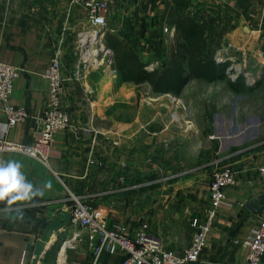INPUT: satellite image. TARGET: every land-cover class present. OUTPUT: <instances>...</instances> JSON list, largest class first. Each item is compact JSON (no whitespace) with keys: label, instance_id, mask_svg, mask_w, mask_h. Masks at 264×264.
Segmentation results:
<instances>
[{"label":"crops","instance_id":"crops-1","mask_svg":"<svg viewBox=\"0 0 264 264\" xmlns=\"http://www.w3.org/2000/svg\"><path fill=\"white\" fill-rule=\"evenodd\" d=\"M113 1L119 8L110 24L111 33L129 44L139 40L140 48H133L146 68L164 65L173 50L174 40L165 45L162 29L171 8L187 4V13L203 11L206 21L215 20L216 13L224 14L227 28L207 33L219 39L215 55L220 51L234 56L225 62L234 64L231 70L237 76L232 80L238 86L229 95L210 94L208 107L189 105L195 109L193 118L203 119L199 124L188 120L190 135L176 125L167 130L165 113L188 102L183 94L186 89L217 81L193 79L179 96L157 93L146 82L137 85L122 80L111 70L113 65L106 71H93L84 83L69 80L76 64L77 31L89 27L81 2L0 0V62L19 68L8 104L26 107L30 114L10 127L7 137L20 144L31 142L39 129L34 117L51 108L45 73L62 39V72L67 79L62 102L70 114V127L56 134L53 149L57 155L50 158L49 166L22 153L1 156V160L22 161L30 180L36 184L50 180L52 189L39 201L47 205L25 208L23 221L10 222L0 214V264H33L32 246L54 212L67 209L69 190L91 195L108 227L126 225L134 234L141 222H147L168 249L182 252L194 236L192 221L209 219L212 206L206 186L216 167L234 171L235 183L224 188L225 207L212 218L199 264H245L248 248L244 241L264 220V180L256 170L264 164V100L252 94L264 83V0ZM239 55L243 68L250 71L241 88ZM85 86L93 93H87ZM151 93L154 101L149 103L145 95ZM4 107L0 101L1 123L7 119ZM104 134L119 138L121 144L106 143ZM195 134L204 139L197 147L191 143ZM166 143L171 144L170 152ZM186 148L187 153L180 150ZM75 232L81 237L71 240ZM86 234L78 226L61 229L36 264H92ZM121 259V253L104 255L98 264H119Z\"/></svg>","mask_w":264,"mask_h":264},{"label":"built area","instance_id":"built-area-1","mask_svg":"<svg viewBox=\"0 0 264 264\" xmlns=\"http://www.w3.org/2000/svg\"><path fill=\"white\" fill-rule=\"evenodd\" d=\"M72 2H81L87 13L89 27L77 32L76 64L69 80L84 83L93 71H106L112 66L113 52L105 43V35L108 31H114L110 24L117 14L119 4L113 0H72ZM62 42L63 39L57 43L55 54L45 73L49 82L51 108L34 117L39 129L34 132V138L29 143H16L7 137V130L16 123L25 121L30 114L26 107L8 104L14 80L19 75V68L0 62V101L5 104L4 110L7 115L6 122H0V160L3 153L16 152L26 154L49 166L50 158L57 155L53 149L56 134L59 130L70 127V114L62 102L67 80L62 72L64 54ZM215 59L218 62H225L230 58H224L219 51ZM148 68L155 69L154 66H147ZM231 68L228 67L227 73L234 78L237 74H234V69ZM111 70L116 72L115 68ZM103 137V141L110 142L113 146L121 144L119 138L113 139L108 134H104ZM98 163L103 166L102 161L99 160ZM256 170L264 180V164L258 165ZM213 173L212 181L206 186L210 192L212 206L209 219L195 218L192 221L194 236L191 244L182 252L168 249L162 238L150 231L147 222H141L134 234H131L126 225L108 227L102 213L91 201V195H78L69 190L67 208L71 209L70 225L86 231L88 245L94 256L92 264H98L104 253L111 256L121 253L122 259L119 264H199L201 251L211 231L212 218L216 210L225 207L224 188L235 183V173L229 167H216ZM47 204L38 203L37 206ZM72 236L71 240H76L81 234L75 232ZM244 245L248 248L245 264H264V220L260 227L251 231Z\"/></svg>","mask_w":264,"mask_h":264},{"label":"trees","instance_id":"trees-1","mask_svg":"<svg viewBox=\"0 0 264 264\" xmlns=\"http://www.w3.org/2000/svg\"><path fill=\"white\" fill-rule=\"evenodd\" d=\"M177 7L180 11L170 12L171 18L167 19V22L170 19L171 25L175 27L173 50L167 63L153 70L146 68V63L141 60L132 44L111 31L106 33L105 43L113 52L112 65L122 80L137 85L146 82L154 92L173 93L179 96L193 79L216 82L227 76L229 64L215 59L219 39L211 38L207 33L210 30L207 22L184 12V3L178 4ZM213 21L208 20L210 23H214ZM216 31L218 30L213 33ZM243 80L239 81L241 85ZM57 248L53 247V251ZM104 255L111 256L104 253L99 262H102Z\"/></svg>","mask_w":264,"mask_h":264},{"label":"rangeland","instance_id":"rangeland-1","mask_svg":"<svg viewBox=\"0 0 264 264\" xmlns=\"http://www.w3.org/2000/svg\"><path fill=\"white\" fill-rule=\"evenodd\" d=\"M178 9H179L178 7H173V9L169 11L168 17L171 18L170 17V12L172 13L173 11H176V13H178V11H180ZM183 11L184 12L185 11L188 12V5H186V4L184 5ZM205 14L206 13H204L203 11H199L197 14L194 13L193 15L197 16V18H199V19H201L203 21H206L207 19L205 18ZM117 15H118V13H117ZM215 15H217V16L213 17V19H215L213 21L215 24L206 21L207 25H208V29H210L209 31H211L212 33L215 30H218V31L225 30L227 28V24H228V22L226 23L227 18L224 16V14L216 13ZM204 19H206V20H204ZM80 24H81V22H80ZM66 28H67L66 29L67 32L70 31L69 27L66 26ZM135 28H137V27H135ZM162 29H163V32L165 34V36H164L165 37L164 38V42L166 43L165 45H170V43H171V41L173 39V36H174L173 35V32H174L173 30L174 29H173L172 25L169 22H167V21H164ZM74 33H76V32H74ZM131 42H132L131 44H132L133 47H138V49L140 48L141 43H139V40H131ZM76 53H77V51L75 49V55H76ZM240 56L241 55H239V76H238V79H237L239 81L243 80V79H246L245 77L249 76V74H246V73L250 72V71H246L243 68L244 67L243 65L245 63H241L240 60H242L243 57H240ZM223 57L224 58H230V57L234 58V56L231 55V54H223ZM230 66H234V64L233 65H229V67ZM234 74H236V73L234 72ZM235 77H236V75L234 76V78ZM257 78H256V82H257ZM232 79L233 78L227 73V76L224 78V80H222L221 82L217 81L213 85H206V84H203V83H196L195 84L196 86L191 85L189 87V90L187 91V89H186V91L183 93V94H185V99H187L188 102H185V103L183 102L182 104H180L179 109H177V111L176 110L175 111H169L168 114L165 113V121H164L165 129L168 130L170 125H172V126L176 125V126L180 127V130L183 129L184 131H187V133H189L188 135H190L191 134L190 133V130H191L190 126H192V124H190L188 120L195 121L196 124H199V122H203V119H198L197 117L193 118V116H194L193 112H195V109L191 108L189 105H191V103H195L198 108H200L203 105L208 107L212 103L211 102L212 98H211L210 94L217 95V94L221 93V94L229 95L232 92L231 90L233 89V87H237L236 81H233ZM240 83L241 82H239V88L242 87ZM258 83H260V82H258ZM85 89H88L87 93H90V94L93 93V90H92L91 87H86L85 86ZM145 91H147V90H145ZM252 94H254V96H262L263 100H264V83L263 84L260 83L258 86H256L255 92L252 93ZM145 96H146V99H148L147 101L149 103H152L151 101H154V95L152 93L151 94H147ZM151 98H153V99H151ZM163 103L166 104V103H169V102L164 101ZM171 109L173 110L172 107H171ZM189 115L192 116V119L186 117V116H189ZM197 115H198V112H197ZM175 116H177V117H175ZM147 133L152 134L148 130H147ZM203 141H204V139H203L202 135L195 134V137H194L193 140H191V143L194 142L195 147H197L199 144H202ZM165 145L168 148L167 152H170L171 149H172L171 148V144L166 143ZM186 146H183V147H186ZM180 150L184 151L185 153L188 152V148L180 149ZM167 152L164 150L165 154H167ZM200 153H201V151H200ZM207 239H208V236H207ZM207 239H206V244H207ZM206 244H205V246H206Z\"/></svg>","mask_w":264,"mask_h":264},{"label":"clouds","instance_id":"clouds-1","mask_svg":"<svg viewBox=\"0 0 264 264\" xmlns=\"http://www.w3.org/2000/svg\"><path fill=\"white\" fill-rule=\"evenodd\" d=\"M23 169L20 160H0V214L10 222L23 221L25 208L36 207L52 189L50 180L36 184Z\"/></svg>","mask_w":264,"mask_h":264},{"label":"water","instance_id":"water-1","mask_svg":"<svg viewBox=\"0 0 264 264\" xmlns=\"http://www.w3.org/2000/svg\"><path fill=\"white\" fill-rule=\"evenodd\" d=\"M71 224V209L61 208L54 212V215L45 223L46 228L40 238H38L32 246L35 255L33 264H36L41 256L45 253L48 244L51 242L55 233Z\"/></svg>","mask_w":264,"mask_h":264},{"label":"bare ground","instance_id":"bare-ground-1","mask_svg":"<svg viewBox=\"0 0 264 264\" xmlns=\"http://www.w3.org/2000/svg\"><path fill=\"white\" fill-rule=\"evenodd\" d=\"M64 245H67V242L66 241L64 242Z\"/></svg>","mask_w":264,"mask_h":264}]
</instances>
